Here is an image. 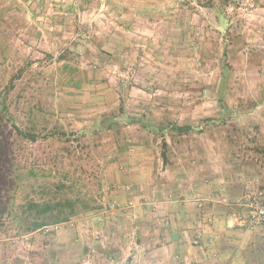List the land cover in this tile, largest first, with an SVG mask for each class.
Masks as SVG:
<instances>
[{"label": "rangeland", "instance_id": "obj_1", "mask_svg": "<svg viewBox=\"0 0 264 264\" xmlns=\"http://www.w3.org/2000/svg\"><path fill=\"white\" fill-rule=\"evenodd\" d=\"M71 8L64 16L59 7L50 8L47 0H0V96H7L15 127L38 136L36 141L20 136L2 121L0 112V194H6L3 199L9 202L8 210L13 208L20 216L7 217L0 227V256L9 261L5 263L89 264L94 255L91 249L78 254L79 259L71 263L66 254L70 247H75V253L81 244L72 230L84 214L62 223L54 234L43 235L39 228L17 233L31 221L21 218L18 208L29 200L59 197L61 193H52V184L60 179L55 168L67 170L74 180L82 177L84 183L76 187L92 192L90 177L97 166L103 184L100 205L108 184L107 161L121 154L116 156V138L133 144L144 140L138 126L105 127L92 134L103 118L111 117L121 106L130 117L142 115L145 123L155 127L173 122L191 126L187 135L170 137L163 133L165 138L178 141L173 150L200 152L212 158L211 166L226 172L240 165L260 172L259 177L247 182L246 195L264 201V157L252 149L264 146V15L259 13V0H220L216 9L225 20V29L220 25L219 31L214 29L213 18L205 11L201 22L192 24L190 37L181 38L184 42L175 43L177 47L168 46L163 51L139 47L134 52L135 62L162 64L151 71L157 76L143 83L137 80L135 66L110 67L104 63L109 59L107 52L90 50L87 45L92 38L87 37L82 25L64 23L76 9ZM189 42L194 45L187 46ZM126 71L125 77L119 75ZM222 77L226 84L220 90ZM219 90L228 111L220 115L216 104ZM224 113L230 115L223 123L217 118ZM59 132L68 134V142L58 139ZM150 135L154 141L161 138ZM29 165L52 173L37 180L29 177L16 187V168ZM44 186L45 192L51 193L45 195L40 189ZM141 200L144 205L151 204L148 197ZM236 206L243 215L244 210ZM59 238V246L64 247L57 252L53 246Z\"/></svg>", "mask_w": 264, "mask_h": 264}, {"label": "crops", "instance_id": "obj_2", "mask_svg": "<svg viewBox=\"0 0 264 264\" xmlns=\"http://www.w3.org/2000/svg\"><path fill=\"white\" fill-rule=\"evenodd\" d=\"M219 1L76 0L70 9L76 8L74 13L64 23L82 25L92 38L87 45L90 50L107 52L109 59L104 63L110 67L135 66L137 80L143 83L154 79L157 74L151 71L162 64L135 62V50L177 47L175 43L190 37L192 24L201 22L206 12L213 18L214 29L219 31V25L225 29L216 9ZM259 3V13L264 15V0ZM129 126H138L144 140L135 144L128 140L132 145L107 166L108 184L100 207L74 222L77 228L72 236L81 244L75 253V247L65 248L71 257L68 261L78 260V254L91 249L94 255L89 264H264V229L249 230L236 220L242 214L237 200L260 172L245 170L243 165L231 172L217 169L210 165L212 158L200 152L187 148L175 152L178 141L169 137L163 162L160 145L156 149L161 139L152 140L140 125ZM144 197L151 204L142 206ZM131 202L141 206L130 208ZM60 242L59 238L53 246L57 252L64 247ZM5 261L9 262L0 256V264H9Z\"/></svg>", "mask_w": 264, "mask_h": 264}, {"label": "trees", "instance_id": "obj_3", "mask_svg": "<svg viewBox=\"0 0 264 264\" xmlns=\"http://www.w3.org/2000/svg\"><path fill=\"white\" fill-rule=\"evenodd\" d=\"M225 78L222 77V83L220 86L221 88H224L226 81L224 80ZM216 93V104L218 108V115L222 114V112L225 110L227 111L224 101H223V92L220 91ZM6 94L0 96V112L2 116V121L7 122L12 126L13 129L16 130L17 134L20 136H23L25 138L30 139L31 141H36L38 139V136L33 134V133H25L17 129L11 120V117L9 116L8 112V106L6 103ZM228 112V111H227ZM230 115L228 114H223L221 117L217 118L219 119L220 122H225L226 118L225 116ZM114 121V123H113ZM207 121H212V120H207ZM119 125H140L141 128L146 131L149 134H156V135H161V142H160V150H161V157L162 161L165 162L166 159V149H167V144L165 142V137L163 133H167L170 137H175V136H183L187 135L189 132H191L192 127L191 126H184V125H178L173 123L169 124H159L158 127H155L154 125L150 123H145L143 120V117L139 118H132L126 115L124 113L123 107H119L117 113L113 114L111 117L103 118L100 121V126L93 129L92 134H97L100 130H104V128L108 127L109 129H112L114 126H119ZM114 130L116 133V136L119 137L118 135L120 134L119 128L116 127ZM68 134H65L63 132H59V140L60 141H67ZM71 136H75V134H71ZM78 136V135H77ZM80 137H83L84 135L79 134ZM76 137L77 142L81 141V138ZM47 138V137H46ZM45 138V139H46ZM119 141H122L123 143L120 144ZM116 149H117V154L123 153L126 151L129 146L132 144L125 142L124 140H119V138H116ZM253 151L256 152V154L262 155L264 157V146H259L256 145L255 147L253 146ZM263 159V158H262ZM114 160L111 159V161H107L108 163L112 162ZM256 160V158H255ZM264 160V159H263ZM99 168L97 166L96 172L91 175L90 181L93 184V191L92 192H87V191H82L79 190L76 185L84 183L82 177H78L76 180L71 178L70 173L61 168L57 169L55 168V174L56 176H59V180L56 183H53L52 186L55 188L54 191L52 192L53 194H59V197L55 198H42V200L39 201H34V200H29L25 204L19 206V211L21 218H25L26 220L31 219L30 222H26L25 226L21 228L17 233H29L32 232L42 226L45 225H51V224H59V223H64L68 221L70 218L85 214L87 212H90L92 210H95L100 207L98 204L99 198H100V190L102 189V180L100 179L98 172ZM15 177L18 179V182H15L16 187L20 186V182L32 177L34 179H38L39 177H46L51 175V170L49 172H44L40 167H37L35 165H29V167L21 166L16 168L15 170ZM258 175H260L258 173ZM15 178V181H16ZM84 185V184H83ZM45 188L42 187L40 189L43 190V193L46 195L48 193H51L49 190L48 192H45ZM1 189V186H0ZM70 190V191H67ZM6 196L0 194V227L4 225L5 219L7 217L13 216V218H19L20 216L18 215V212L16 213L15 210L12 208V210H8V201H5V198L3 197ZM21 209V210H20ZM5 216V218H4Z\"/></svg>", "mask_w": 264, "mask_h": 264}, {"label": "built area", "instance_id": "obj_4", "mask_svg": "<svg viewBox=\"0 0 264 264\" xmlns=\"http://www.w3.org/2000/svg\"><path fill=\"white\" fill-rule=\"evenodd\" d=\"M247 3L249 0H245ZM48 6L50 8L59 7L60 13L67 16L69 13V8L76 5V0H47ZM252 7V4H249ZM260 197L254 198L251 195H244L240 200H237V205L244 210V214L236 218L237 223L240 226H246L249 230L264 229V201L259 200ZM142 203V202H141ZM143 204V203H142ZM141 204L134 205L133 202L128 204V207L134 208L140 206ZM114 209L121 210L119 206H114ZM99 221V219H98ZM62 223L45 225L38 229L43 235H50L58 232L60 230Z\"/></svg>", "mask_w": 264, "mask_h": 264}]
</instances>
